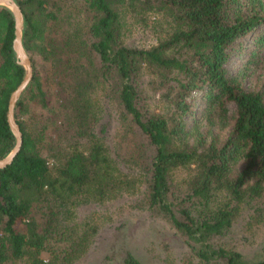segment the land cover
<instances>
[{"label":"trees","instance_id":"16d2710c","mask_svg":"<svg viewBox=\"0 0 264 264\" xmlns=\"http://www.w3.org/2000/svg\"><path fill=\"white\" fill-rule=\"evenodd\" d=\"M15 1L32 70L13 107L21 143L0 167V264H82L101 226L133 210L180 236V264H264L232 233L238 220L264 230V90L243 83L264 62V0ZM130 24L151 41H130ZM13 29L0 5V156L23 75ZM166 259L124 248L108 264Z\"/></svg>","mask_w":264,"mask_h":264},{"label":"rangeland","instance_id":"374dc122","mask_svg":"<svg viewBox=\"0 0 264 264\" xmlns=\"http://www.w3.org/2000/svg\"><path fill=\"white\" fill-rule=\"evenodd\" d=\"M158 17L160 16H151V18L149 16L150 20H156ZM128 28L127 38L130 41L140 44H147L151 41V35L146 31V28L140 29L134 24L128 25ZM259 30V28L255 29L243 37L240 43L242 45L240 52L235 48L231 53L225 63L229 74L235 75L242 67L243 61L252 47V38ZM243 83L247 89L260 88L264 90V62L252 64L243 78ZM198 100L199 107L202 99ZM188 121L191 122V117ZM227 129L226 126L223 134L227 132ZM91 208H95V206L92 204L81 206L79 215H83ZM243 225V221L238 220L232 233L240 237L242 232H246L245 236L249 238V242L246 245L243 244L244 250L248 254L256 251L261 253V248L264 247L263 228L253 226L244 230ZM124 248L130 249L140 258H147L152 262H159L163 256H167L166 260H172L177 264L181 263L180 257L185 250L180 236L174 234L171 229L153 221L143 211L133 210L116 216L109 225L104 223L98 232L92 236L88 247L78 260L82 264H108L117 258Z\"/></svg>","mask_w":264,"mask_h":264},{"label":"water","instance_id":"95a60500","mask_svg":"<svg viewBox=\"0 0 264 264\" xmlns=\"http://www.w3.org/2000/svg\"><path fill=\"white\" fill-rule=\"evenodd\" d=\"M0 5H3L12 12L14 29L12 38V49L15 55V61L22 65L23 75L17 85L11 90L7 100L6 108V120L9 128L14 136V142L10 149L3 155L0 156V167L9 163L15 153L18 151L21 143V132L19 130L18 124L13 116V107L18 98L20 92L23 90L31 76V64L29 56L24 49L21 41V30H22V13L19 5L15 0H0Z\"/></svg>","mask_w":264,"mask_h":264}]
</instances>
